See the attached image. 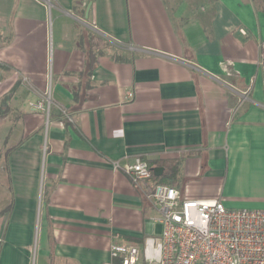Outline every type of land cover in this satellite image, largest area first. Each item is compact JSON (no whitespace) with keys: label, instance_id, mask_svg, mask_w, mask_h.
<instances>
[{"label":"crops","instance_id":"0c3cea01","mask_svg":"<svg viewBox=\"0 0 264 264\" xmlns=\"http://www.w3.org/2000/svg\"><path fill=\"white\" fill-rule=\"evenodd\" d=\"M262 40L264 0H0V264L159 236L136 156L181 199L264 210Z\"/></svg>","mask_w":264,"mask_h":264},{"label":"built area","instance_id":"2783aa9c","mask_svg":"<svg viewBox=\"0 0 264 264\" xmlns=\"http://www.w3.org/2000/svg\"><path fill=\"white\" fill-rule=\"evenodd\" d=\"M259 50L264 69V40ZM51 103L49 87L29 107L48 114ZM112 166L120 167L117 161ZM122 169L135 185L146 184L145 195L155 205L161 230L144 241L145 252L157 242L150 258L136 244L113 243L105 264H264V210L227 209L217 199H181L173 186L155 181L148 161L138 156Z\"/></svg>","mask_w":264,"mask_h":264},{"label":"trees","instance_id":"16d2710c","mask_svg":"<svg viewBox=\"0 0 264 264\" xmlns=\"http://www.w3.org/2000/svg\"><path fill=\"white\" fill-rule=\"evenodd\" d=\"M93 59L92 58H88V62L85 64L86 67L83 70V74H86L87 76L91 73L92 68H93ZM150 162V161H149ZM149 165L151 166V164L149 163ZM176 170H177V166L176 165H172L171 167H169V170L167 173H165L164 175H161L160 177H155L158 182L160 183H164V184H169L171 185L174 181V178L176 176Z\"/></svg>","mask_w":264,"mask_h":264},{"label":"rangeland","instance_id":"374dc122","mask_svg":"<svg viewBox=\"0 0 264 264\" xmlns=\"http://www.w3.org/2000/svg\"><path fill=\"white\" fill-rule=\"evenodd\" d=\"M1 146V145H0ZM1 149H3V147L2 148H0V150ZM159 225H158V223H154V234L155 235H157L158 234V232H159ZM151 247H148V252H145V245L144 246H142L141 247V249H143V251H144V254H145V256H146V258H150V254L152 253V251H153V248L154 247H157V242H155L154 244H149Z\"/></svg>","mask_w":264,"mask_h":264},{"label":"water","instance_id":"95a60500","mask_svg":"<svg viewBox=\"0 0 264 264\" xmlns=\"http://www.w3.org/2000/svg\"><path fill=\"white\" fill-rule=\"evenodd\" d=\"M162 168L161 167H155L154 169H153V174L155 175V176H160L161 175V173H162Z\"/></svg>","mask_w":264,"mask_h":264}]
</instances>
